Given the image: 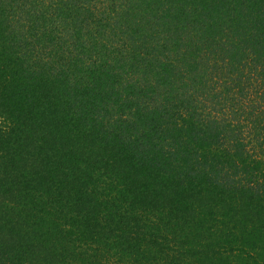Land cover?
<instances>
[{"label": "trees", "instance_id": "obj_1", "mask_svg": "<svg viewBox=\"0 0 264 264\" xmlns=\"http://www.w3.org/2000/svg\"><path fill=\"white\" fill-rule=\"evenodd\" d=\"M0 114L10 264H264V0H0Z\"/></svg>", "mask_w": 264, "mask_h": 264}, {"label": "rangeland", "instance_id": "obj_2", "mask_svg": "<svg viewBox=\"0 0 264 264\" xmlns=\"http://www.w3.org/2000/svg\"><path fill=\"white\" fill-rule=\"evenodd\" d=\"M6 119L2 118L0 114V137L2 138L1 129L5 130ZM23 140V139H22ZM34 143H30L29 145H25L26 150H37L34 146ZM4 158H0V264L11 262H18L14 255L16 248L21 243V238L25 239L26 234L24 233V229L17 224V221H21V216L18 220L14 219V215L21 214L20 209H17L16 206H13V195L9 193V189L7 186L11 184V180L13 178V171H10L7 167L5 169V173L3 174L2 170L5 168V163H3ZM24 170L26 165H22ZM9 170V174L6 171ZM2 174V176H1ZM19 174V173H18ZM6 190V191H5ZM46 201H49L46 198ZM65 203V202H63ZM50 205V203H48ZM59 211H63L62 209H58ZM35 253L32 252L30 254H26V257H31ZM10 264V262H9Z\"/></svg>", "mask_w": 264, "mask_h": 264}]
</instances>
